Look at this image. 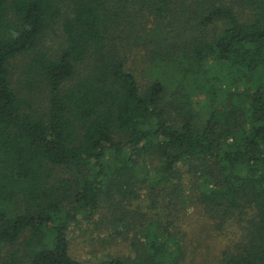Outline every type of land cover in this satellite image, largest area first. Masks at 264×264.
Masks as SVG:
<instances>
[{
    "label": "trees",
    "instance_id": "obj_1",
    "mask_svg": "<svg viewBox=\"0 0 264 264\" xmlns=\"http://www.w3.org/2000/svg\"><path fill=\"white\" fill-rule=\"evenodd\" d=\"M175 2L0 0V264H180L184 237L156 191L168 184L184 200L183 171L211 217L253 210L220 264H264V0H182L179 12ZM174 15L175 35L158 36L164 21L144 34L145 21ZM125 23L136 38L123 46L144 45L164 66L144 89L116 35ZM57 25L64 43L51 56L41 44ZM27 54L16 89L14 61ZM144 187L148 212L102 224L129 254L71 253L74 225H97L105 202L139 201Z\"/></svg>",
    "mask_w": 264,
    "mask_h": 264
},
{
    "label": "rangeland",
    "instance_id": "obj_2",
    "mask_svg": "<svg viewBox=\"0 0 264 264\" xmlns=\"http://www.w3.org/2000/svg\"><path fill=\"white\" fill-rule=\"evenodd\" d=\"M223 1L228 2V0ZM181 2L182 0H176L174 4L178 12ZM160 21H164L162 26L165 25L166 27L158 34L159 37L167 36L168 30L172 31V35H175L183 23L182 19L180 21L177 20L175 15L172 18L169 16L158 19L156 22L151 19L150 21H145L142 27L144 34L149 33L150 29H154ZM131 26L132 23H125L123 29L117 31L116 35L120 36V42L122 44L120 47L122 48V55L125 58L127 67L135 73L138 83L144 89L156 73L159 76H163L165 70L163 65L159 66L158 63H155L149 55L150 50L146 46L143 45L140 47L136 44L127 48L123 46L136 38ZM183 35L190 37L188 32ZM63 43L64 34L60 26L57 25L48 32L47 37L41 44V49L53 56L59 52ZM168 55L165 56L162 64L171 61L170 58H166ZM29 59V54H27L25 56H19L14 61L16 65L14 76L16 89L21 88L18 80L24 78L22 71H24ZM172 90H174L173 87L169 90L171 94ZM171 94L168 93V98L175 105L178 99ZM35 95L37 101H40L38 105H41V103L43 105V102L44 104L47 103L48 90L45 86L37 89ZM203 97V95L195 96L194 101ZM168 109L169 116L178 117L174 106ZM57 173H63L65 175L64 169L62 168ZM182 174V184L184 186L182 192L186 196L184 200H177V191L172 186L163 184L156 191L158 200L157 211L163 217L175 219L179 226V233L184 237L186 258L180 264H220V259L225 250H235L237 245L245 240L244 226L253 215V210L251 207L237 209L231 219L227 220L211 217L193 198V195H195V187L188 173L183 171ZM141 192L142 196L139 201H124L120 204L118 201H113V203L105 202L97 217V225L99 228L93 223L74 225L69 235L71 253L78 259L88 262H97L112 255L129 254L131 250L127 241L119 234H111V226L107 228L102 224H106L108 220H118V217L123 215L127 209L136 210L137 214L135 217H141V213L144 211L148 212L150 190L144 187ZM185 213L191 216L187 223H183ZM133 233L134 230H129V236H132ZM7 253V250L3 251L4 256Z\"/></svg>",
    "mask_w": 264,
    "mask_h": 264
}]
</instances>
